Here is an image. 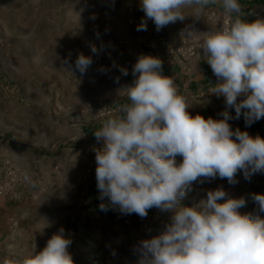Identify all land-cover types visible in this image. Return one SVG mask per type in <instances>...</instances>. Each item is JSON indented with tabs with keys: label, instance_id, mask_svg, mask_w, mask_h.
<instances>
[{
	"label": "rangeland",
	"instance_id": "rangeland-1",
	"mask_svg": "<svg viewBox=\"0 0 264 264\" xmlns=\"http://www.w3.org/2000/svg\"><path fill=\"white\" fill-rule=\"evenodd\" d=\"M184 14L185 19L172 23L169 33L170 49H183L175 58L186 63L203 53L201 41L186 38V32L219 29L224 15L213 9H204L198 17L191 9ZM142 19L140 0H0V168L6 160L11 163L22 200L32 192L43 195L48 190L54 200L44 217L29 204L4 215L0 260H18L34 248L40 251L36 228L45 220L47 227H55L50 228L53 234L63 228L71 239L68 251L75 264H138L140 242L158 236L170 223V211L153 207L141 218L121 213L107 197L101 200L97 165L88 169L92 154L104 146L94 133L127 101L119 89L133 83L138 57L154 44L152 20H147L146 31L136 30ZM80 53L93 60L85 74L75 67ZM178 92L192 116L221 119L223 96ZM230 115L233 130L264 137V118L248 125L243 114L235 118L234 108ZM181 160L178 156L177 162ZM235 180L230 184L217 176L197 181L180 204L191 206L206 198L207 191L222 188L229 197L245 199V207L239 209L242 214L254 212L252 194L264 193V173L246 179L241 171ZM101 203L106 211L100 210ZM32 209V216H26V210ZM14 215L19 219L10 218Z\"/></svg>",
	"mask_w": 264,
	"mask_h": 264
},
{
	"label": "clouds",
	"instance_id": "clouds-1",
	"mask_svg": "<svg viewBox=\"0 0 264 264\" xmlns=\"http://www.w3.org/2000/svg\"><path fill=\"white\" fill-rule=\"evenodd\" d=\"M216 2L140 0L145 19L136 30L146 31L152 20L159 31L184 20L185 9L198 17ZM220 2L230 19L234 14L232 22L208 32L188 30L186 38L201 41L205 61L221 81L209 93L225 98L222 119L192 116L173 78L163 74L162 60L141 55L132 69L133 83L118 92L129 103L94 133L104 142L95 156L100 199L107 197L125 215L145 218L153 207L173 213L158 236L140 242L138 264H264V193L252 194L256 210L245 214L239 211L245 199L229 197L222 188L207 191L191 206L180 204L197 181L218 176L233 184L238 172L246 179L264 173V137L233 130L228 122L230 108L248 125L264 118V19H243L239 0ZM92 63L80 53L75 67L85 74ZM99 207L107 210L104 203ZM71 243L61 228L42 250L0 264H75Z\"/></svg>",
	"mask_w": 264,
	"mask_h": 264
},
{
	"label": "crops",
	"instance_id": "crops-1",
	"mask_svg": "<svg viewBox=\"0 0 264 264\" xmlns=\"http://www.w3.org/2000/svg\"><path fill=\"white\" fill-rule=\"evenodd\" d=\"M239 3L241 4L242 10H243V19L247 20H253L257 18L264 19V0H239ZM206 10L213 9L218 16L226 15L224 12V9L222 7V4L220 0H217L215 4H210L207 7H205ZM228 16V15H227ZM235 16L233 14L232 18L230 19L232 22V19H234ZM172 25V23L168 24L167 26L163 27L161 30L157 31L156 26L155 27V33L153 34L154 38V44L151 48L145 49L143 52L145 55H151L154 57H158L163 62V74L166 76H170L173 78L178 90L185 91V94H192V93H206V95H209L210 89L213 88L216 83V78L214 77V74L210 68V66L205 61V57L203 56V53L199 55L194 60H189L188 62L184 63L180 61L179 59H176V56L171 57L168 54V49L173 47L172 41V35L169 33V28ZM187 73V76L184 78L183 75ZM129 103L127 100L126 102H123L122 104ZM121 113H113L111 116L106 117L104 121L110 118H114L117 115H120ZM103 121V122H104ZM93 132L89 133V136L92 135ZM19 197L15 201H9L6 199L0 198V215L1 219L0 222L3 220L4 215L9 213L11 209L19 208L23 204H29L34 209H37L38 212H36L37 216L44 217L45 212L47 209H52L53 204V195L50 193V190H48L47 193L43 195H36L29 194L28 197L25 199H21V192H19ZM28 205V206H29ZM32 210H26V216H32L33 214ZM30 214V215H29ZM13 220L19 219L18 215H14L13 217H10ZM7 219L5 222L7 223ZM56 226V225H55ZM48 228V229H47ZM50 228H55L53 226H48L45 220L42 222H39L37 224V247L39 249H43L47 243V241L51 238L53 235V231ZM56 230H54L55 232ZM55 234V233H54Z\"/></svg>",
	"mask_w": 264,
	"mask_h": 264
},
{
	"label": "built area",
	"instance_id": "built-area-1",
	"mask_svg": "<svg viewBox=\"0 0 264 264\" xmlns=\"http://www.w3.org/2000/svg\"><path fill=\"white\" fill-rule=\"evenodd\" d=\"M221 27L223 25H227L231 23V20L229 18V16L224 15L220 20H219ZM189 50H191V54H193V49L190 48ZM169 54L173 55V56H179L183 54V49L182 48H175V49H170L169 50ZM215 78H217L215 76ZM199 96H203V94H200ZM240 98H238L239 100ZM225 110V107L223 108V110L219 113V117L222 119L221 113ZM229 113H230V109H228ZM107 114H110V112H107ZM103 146L99 147V149H102ZM98 149V150H99ZM95 156H96V152L94 154H92V156L89 159L88 162V169L91 170L96 166V161H95ZM19 197V193H18V189H17V175L16 172L14 170V168L12 167L11 163L6 160L3 165L2 168H0V198L2 199H6L9 201H15L17 200Z\"/></svg>",
	"mask_w": 264,
	"mask_h": 264
}]
</instances>
